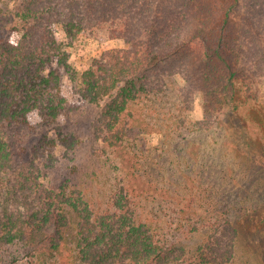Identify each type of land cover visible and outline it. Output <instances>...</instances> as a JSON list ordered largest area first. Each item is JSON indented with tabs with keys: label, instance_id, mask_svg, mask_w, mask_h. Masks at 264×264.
<instances>
[{
	"label": "trees",
	"instance_id": "1",
	"mask_svg": "<svg viewBox=\"0 0 264 264\" xmlns=\"http://www.w3.org/2000/svg\"><path fill=\"white\" fill-rule=\"evenodd\" d=\"M98 31L125 48L79 75L70 43ZM262 77L264 0H0V264L230 262L232 217L171 167L174 146ZM196 93L210 100L200 123ZM152 131L167 165L144 146Z\"/></svg>",
	"mask_w": 264,
	"mask_h": 264
},
{
	"label": "rangeland",
	"instance_id": "2",
	"mask_svg": "<svg viewBox=\"0 0 264 264\" xmlns=\"http://www.w3.org/2000/svg\"><path fill=\"white\" fill-rule=\"evenodd\" d=\"M70 45V64L79 75L105 51L125 48L122 40L110 38L105 31L79 37ZM251 87V100L239 95L222 106L212 132L201 133L184 143L176 142L174 147L180 149L177 154L182 155L181 161L184 163L181 166L176 162L171 165L182 167L184 173L193 171L196 183L204 189L203 195L211 196V208L218 211L225 209L232 217L236 237L233 256L227 264H264V77ZM72 90L71 84L65 89L69 96ZM208 102L210 100L204 94L192 95L186 112L192 122L204 120ZM144 138V146L158 149L154 157L167 165L161 151L163 134L147 132ZM197 154L199 158L205 156L204 167H201V162L190 160L191 156L198 157ZM61 156H66V152L61 150ZM45 160L50 163L48 159ZM60 165L66 167L73 165V162L65 159L60 161ZM67 221L65 242L72 245L79 219L74 214H68ZM199 240L200 237H196L183 243L193 249Z\"/></svg>",
	"mask_w": 264,
	"mask_h": 264
}]
</instances>
